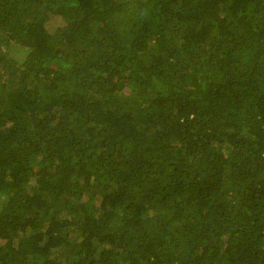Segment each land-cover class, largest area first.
I'll list each match as a JSON object with an SVG mask.
<instances>
[{
	"label": "trees",
	"instance_id": "trees-1",
	"mask_svg": "<svg viewBox=\"0 0 264 264\" xmlns=\"http://www.w3.org/2000/svg\"><path fill=\"white\" fill-rule=\"evenodd\" d=\"M0 264H264V0H0Z\"/></svg>",
	"mask_w": 264,
	"mask_h": 264
},
{
	"label": "rangeland",
	"instance_id": "rangeland-1",
	"mask_svg": "<svg viewBox=\"0 0 264 264\" xmlns=\"http://www.w3.org/2000/svg\"><path fill=\"white\" fill-rule=\"evenodd\" d=\"M17 48V47H16ZM19 51V50H18ZM17 50H13V53L17 54L18 56H20L21 58L25 55V52H18Z\"/></svg>",
	"mask_w": 264,
	"mask_h": 264
}]
</instances>
